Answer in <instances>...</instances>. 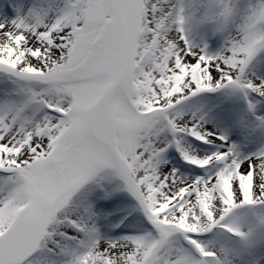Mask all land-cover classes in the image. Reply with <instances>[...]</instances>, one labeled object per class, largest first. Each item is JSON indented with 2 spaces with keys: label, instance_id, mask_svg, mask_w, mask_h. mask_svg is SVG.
Here are the masks:
<instances>
[{
  "label": "snow or ice",
  "instance_id": "6c2138e0",
  "mask_svg": "<svg viewBox=\"0 0 264 264\" xmlns=\"http://www.w3.org/2000/svg\"><path fill=\"white\" fill-rule=\"evenodd\" d=\"M0 264H264V0H0Z\"/></svg>",
  "mask_w": 264,
  "mask_h": 264
}]
</instances>
